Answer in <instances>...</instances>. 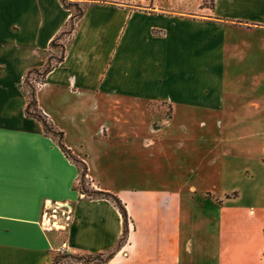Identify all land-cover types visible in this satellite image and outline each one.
<instances>
[{
	"label": "crops",
	"instance_id": "obj_1",
	"mask_svg": "<svg viewBox=\"0 0 264 264\" xmlns=\"http://www.w3.org/2000/svg\"><path fill=\"white\" fill-rule=\"evenodd\" d=\"M81 5L64 59L39 82L35 99L63 133L65 148L86 166L89 188L125 207V243L99 264H264V196L255 186L249 198L262 214L249 205L237 214L226 211L224 219L222 202L207 196L194 202L196 189L186 182L155 187L106 178L108 168L138 163L189 168L188 140H197L220 175L235 181L249 173L264 188V146L236 150L221 130L230 124L225 110L236 108L227 103L225 78L264 74V0ZM69 18L61 0H0V264H53L62 244L72 254H103L122 237L118 210L82 196L75 163L26 114L23 80L45 67L49 44ZM154 104L168 108L169 117L153 115L148 106ZM176 121L182 139L172 134ZM187 124L202 131L210 124L214 133L188 139ZM224 142L231 145L227 151ZM49 203L70 207L66 230L43 228Z\"/></svg>",
	"mask_w": 264,
	"mask_h": 264
},
{
	"label": "rangeland",
	"instance_id": "obj_2",
	"mask_svg": "<svg viewBox=\"0 0 264 264\" xmlns=\"http://www.w3.org/2000/svg\"><path fill=\"white\" fill-rule=\"evenodd\" d=\"M97 1L101 2L105 0H96L95 2ZM256 64H258V62ZM252 73L255 72L253 71ZM224 86L226 88V95L230 94L231 97V100L227 97V103L233 104L236 108L233 110H225L224 114L226 117L224 118L227 120V115H229L230 124H224L221 130H223L225 135H229L230 138L234 139L236 150H238L239 147L245 146L244 148H247L248 151L260 152L261 147L264 146V74H252V76L240 75L239 77L238 75L235 77L228 76L225 78ZM248 91H251L252 94H249ZM243 99L244 102H242ZM252 102L258 103L259 108H249V104ZM148 109L153 112V115L160 118V120L166 119L170 115V110L161 107L159 104L148 106ZM240 121H243V123L240 124ZM182 127L179 121L175 122L172 134L178 139H182L179 137L180 133H183ZM186 127L188 139L196 137V135H201L203 132L205 135L210 136L214 133L212 130L213 126L210 124L204 126V131L198 128L196 124H187ZM245 135L249 136L248 140L240 141V137ZM195 142L198 143L197 140H188L189 146L187 151L189 153V159L187 160V165L189 168H148L138 163L132 165V168H108L106 178L114 184L123 182L126 184L133 181L134 184H148L155 187L160 182H186L187 186H194L196 189L194 202L202 196H207L211 201L217 200L222 202L224 205L221 211L223 213L225 212V214L226 211L228 214H237L242 212L244 208L249 207V205L253 207L256 214H262L258 206L251 203L249 198L251 195L250 190L254 186L257 195L262 193L264 196V188L259 187L260 181L257 176H254L251 180L246 178L250 175L249 173L241 172L236 176V180L234 181L232 178L220 175L218 168H212L207 165L211 157H203L200 152L203 149L202 146L199 147L197 144H194ZM228 147L231 148V145L224 142V144L221 145V150L227 151ZM202 157L203 160L201 161ZM201 164H203L202 168L200 167ZM171 166H176L174 160ZM77 187L81 189V184L79 182ZM84 188L91 190L88 184H85ZM84 197L86 198V196ZM223 217L226 219L227 214ZM235 232H239L238 224L236 225ZM236 238L237 240L239 239L237 234ZM59 256L64 257L63 260H66L69 259L70 256L80 257L82 255L72 254L65 250L63 253H59ZM99 259L105 260L106 256Z\"/></svg>",
	"mask_w": 264,
	"mask_h": 264
},
{
	"label": "trees",
	"instance_id": "obj_3",
	"mask_svg": "<svg viewBox=\"0 0 264 264\" xmlns=\"http://www.w3.org/2000/svg\"><path fill=\"white\" fill-rule=\"evenodd\" d=\"M96 0H61L62 6L64 9L70 12V18L63 28V30L50 42L49 51L47 55V62L43 69L30 71L23 80V87L27 93V108L26 114L27 116L36 119L42 126L44 134L46 137L53 140L61 149V151L65 154V156L75 165L79 170L78 182L81 184V189H79L80 193L86 196L87 199H104L118 210L122 219H123V233L122 237L119 240L117 246L106 253L98 254V255H87L83 254L82 256H70L69 259L63 260L64 257L58 256L53 264H70V263H94L99 264L111 259L114 255V252L117 249H120L122 245L125 243L128 229H127V213L124 205L121 201L114 195L102 192V191H92L84 188V185L87 184L86 174L87 168L86 166L75 158L64 146L63 144V133L57 130L52 123L47 119V117L39 110L36 99L35 92L36 88L40 81H42L46 75L57 65H59L65 56V47L68 43L70 37L72 36L76 25L83 14L82 3L83 2H95ZM98 2V1H97ZM106 256L105 260L99 259ZM62 259V260H61Z\"/></svg>",
	"mask_w": 264,
	"mask_h": 264
},
{
	"label": "built area",
	"instance_id": "obj_4",
	"mask_svg": "<svg viewBox=\"0 0 264 264\" xmlns=\"http://www.w3.org/2000/svg\"><path fill=\"white\" fill-rule=\"evenodd\" d=\"M84 197V195H82ZM71 219V210L69 206L51 205L45 207V214L42 221V226L45 230L64 231L69 225ZM66 250L64 244L61 245L59 253Z\"/></svg>",
	"mask_w": 264,
	"mask_h": 264
}]
</instances>
